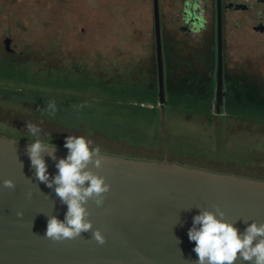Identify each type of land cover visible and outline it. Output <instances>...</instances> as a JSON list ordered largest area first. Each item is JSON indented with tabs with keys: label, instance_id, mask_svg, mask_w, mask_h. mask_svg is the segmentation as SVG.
I'll return each instance as SVG.
<instances>
[{
	"label": "rangeland",
	"instance_id": "1",
	"mask_svg": "<svg viewBox=\"0 0 264 264\" xmlns=\"http://www.w3.org/2000/svg\"><path fill=\"white\" fill-rule=\"evenodd\" d=\"M161 3L169 26L162 37L164 108L150 0H0V134L28 143L31 122L57 144L85 136L115 156L264 181V98L251 112L221 115L214 103L197 99L199 111L187 98V35L175 28L182 24L180 4ZM256 47L264 59V43ZM247 56H233L243 74ZM127 73L142 84L135 92ZM50 100L55 116L43 111Z\"/></svg>",
	"mask_w": 264,
	"mask_h": 264
},
{
	"label": "water",
	"instance_id": "2",
	"mask_svg": "<svg viewBox=\"0 0 264 264\" xmlns=\"http://www.w3.org/2000/svg\"><path fill=\"white\" fill-rule=\"evenodd\" d=\"M154 4L158 97L164 108L167 101L159 1ZM11 43V39L4 42L8 53L12 52ZM222 90L220 66L217 115L221 113ZM27 145L0 134V264H194L198 257L188 230L201 210L215 211L218 206L241 233L253 221L264 223V181L177 163L103 154L100 169L89 167L106 178L111 190L102 206L89 201L87 208L89 219L102 231L106 243L97 244L91 233L53 242L43 237L48 216L63 220L67 206L54 189L35 177ZM67 154L66 148L57 147V159ZM44 158L49 174L54 176L56 161L47 155ZM6 179L14 181V189L3 187ZM17 212L23 216L18 217ZM236 264L247 262L237 260Z\"/></svg>",
	"mask_w": 264,
	"mask_h": 264
},
{
	"label": "clouds",
	"instance_id": "3",
	"mask_svg": "<svg viewBox=\"0 0 264 264\" xmlns=\"http://www.w3.org/2000/svg\"><path fill=\"white\" fill-rule=\"evenodd\" d=\"M43 111L55 116V101H48ZM25 127L31 138L26 150L35 177L54 189L61 203L67 206L63 220L54 215L48 216L43 237L53 242H64L80 238L83 233H91V239L97 244H105L106 237L100 229L94 228L87 208L89 201L97 207L102 206L105 195L111 190L106 178L89 167H102L105 157L101 149L93 147V142L85 136L68 135L64 143L68 154L65 158L57 159V146L51 142L52 137H42V129L31 122L26 123ZM45 155L56 161L57 173L54 176L48 172ZM3 187L14 189L15 183L6 179ZM16 215L22 217L23 213L17 212ZM224 217L225 213L218 206L215 211L204 209L193 217L188 238L195 242L193 251L198 259L194 264H236L237 260L247 264H264V223L253 221L241 233L234 223Z\"/></svg>",
	"mask_w": 264,
	"mask_h": 264
},
{
	"label": "flooded vegetation",
	"instance_id": "4",
	"mask_svg": "<svg viewBox=\"0 0 264 264\" xmlns=\"http://www.w3.org/2000/svg\"><path fill=\"white\" fill-rule=\"evenodd\" d=\"M158 1L163 37L164 31L169 29V26H163L162 23L163 13L161 11L163 5L161 2L164 0ZM165 1L179 2L181 8L182 24L175 28L187 35V98L193 99L192 102L195 103L196 107L199 103L197 99H206V102L208 99L209 105L210 102L214 103L216 111L218 75L221 66L223 101L220 105V115L224 112H251L257 104L258 96L264 98V84L263 80L260 79L262 75L264 77V72H262L264 59H259L263 53L260 48L257 49L256 47L257 40L264 43V0ZM150 2H152L153 7L155 33V0H150ZM104 22L106 23V21ZM162 50L165 72L163 38ZM238 51L240 54L247 52V74L241 73L238 65L234 63L233 56L237 55ZM13 53L14 50L12 49L10 54ZM242 58H244V55H242ZM156 66L158 75L157 47ZM125 71L128 70L125 69ZM127 74L128 85L135 92L142 84L139 81L129 79V73ZM99 85L101 87L109 86L108 92L112 91L113 84L107 81L100 80ZM241 88L243 89L240 90ZM240 91L249 95L247 101L242 97ZM189 107L194 108L195 106ZM198 108L200 107L198 106ZM201 109L204 108L201 107L199 111H202Z\"/></svg>",
	"mask_w": 264,
	"mask_h": 264
},
{
	"label": "trees",
	"instance_id": "5",
	"mask_svg": "<svg viewBox=\"0 0 264 264\" xmlns=\"http://www.w3.org/2000/svg\"><path fill=\"white\" fill-rule=\"evenodd\" d=\"M53 144H55L57 147H60V148H65L64 147V144H57V143H55L54 141H51ZM101 152H102V154H109V155H113L114 154V151H110V150H106V151H102L101 150ZM114 155H116V154H114Z\"/></svg>",
	"mask_w": 264,
	"mask_h": 264
}]
</instances>
